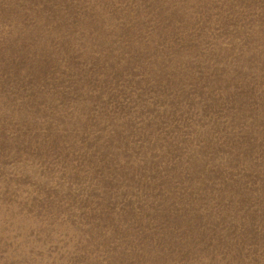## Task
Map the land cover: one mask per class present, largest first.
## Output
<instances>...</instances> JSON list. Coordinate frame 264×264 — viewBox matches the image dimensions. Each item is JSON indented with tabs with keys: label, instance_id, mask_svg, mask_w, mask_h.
<instances>
[{
	"label": "rangeland",
	"instance_id": "obj_1",
	"mask_svg": "<svg viewBox=\"0 0 264 264\" xmlns=\"http://www.w3.org/2000/svg\"><path fill=\"white\" fill-rule=\"evenodd\" d=\"M0 264H264V0H0Z\"/></svg>",
	"mask_w": 264,
	"mask_h": 264
}]
</instances>
